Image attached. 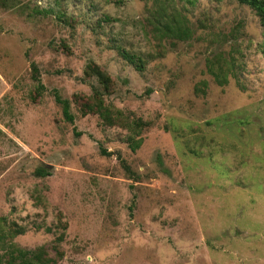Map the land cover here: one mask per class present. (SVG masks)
<instances>
[{"label": "rangeland", "instance_id": "rangeland-1", "mask_svg": "<svg viewBox=\"0 0 264 264\" xmlns=\"http://www.w3.org/2000/svg\"><path fill=\"white\" fill-rule=\"evenodd\" d=\"M0 219L6 242L50 264H264L254 10L0 0Z\"/></svg>", "mask_w": 264, "mask_h": 264}, {"label": "trees", "instance_id": "trees-1", "mask_svg": "<svg viewBox=\"0 0 264 264\" xmlns=\"http://www.w3.org/2000/svg\"><path fill=\"white\" fill-rule=\"evenodd\" d=\"M241 4H246L250 8H252L259 18L260 24L264 28V0H237ZM122 56L132 64L137 70H142L143 63L140 59H136L133 55H129L125 51H122ZM32 66V76L38 82L37 88H43V84L40 81L38 75V68L34 62L31 63ZM98 76L102 77V73L98 71ZM107 79V77H104ZM55 101L61 104L62 107V114L67 121L72 122L74 117L73 114L70 112V103L68 99H62L57 94L55 95ZM141 143V138L137 140H132L130 144L132 150H135ZM103 154H107L105 150H101ZM43 175H47L45 171L42 172ZM2 219H0V264H50L49 258L44 257V249L43 246L37 247L33 250L28 249H21L11 242H6L4 239L6 237V230L3 228ZM2 223V224H1ZM19 231H12L13 234H17ZM8 234V233H7ZM59 251H57V254Z\"/></svg>", "mask_w": 264, "mask_h": 264}]
</instances>
